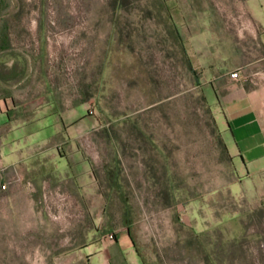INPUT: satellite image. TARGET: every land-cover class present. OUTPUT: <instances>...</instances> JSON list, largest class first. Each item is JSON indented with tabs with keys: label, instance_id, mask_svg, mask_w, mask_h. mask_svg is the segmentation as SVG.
<instances>
[{
	"label": "rangeland",
	"instance_id": "rangeland-1",
	"mask_svg": "<svg viewBox=\"0 0 264 264\" xmlns=\"http://www.w3.org/2000/svg\"><path fill=\"white\" fill-rule=\"evenodd\" d=\"M211 7L0 0V100L28 120L84 109L90 132L60 154L91 159L108 201L85 213L43 198L36 227L34 213H4L0 157V264H95L84 244L114 245L123 227L146 264H264V170L251 173L229 146L189 51L188 21Z\"/></svg>",
	"mask_w": 264,
	"mask_h": 264
},
{
	"label": "crops",
	"instance_id": "crops-1",
	"mask_svg": "<svg viewBox=\"0 0 264 264\" xmlns=\"http://www.w3.org/2000/svg\"><path fill=\"white\" fill-rule=\"evenodd\" d=\"M228 1L225 4H234L233 11H217L222 2L210 0V11L188 21L189 51L196 53L195 65L213 89L211 101L217 115L223 117L229 146L243 157L251 173L260 172L264 170V0ZM235 70H240L239 78L231 76ZM12 109L8 101L0 100L2 177L9 186L4 213H34L37 227L44 199L48 202L51 198L47 205L60 211L91 213L99 209L97 206L105 210L107 193L98 182L91 159L60 154L62 145L73 149L75 138L90 132L91 116L80 107L68 110L62 121L28 120L15 116ZM49 125L51 130L45 131ZM113 234L114 245L100 239L84 244L85 253L95 264L120 260L123 264H143L129 229L123 227ZM109 246H115V251Z\"/></svg>",
	"mask_w": 264,
	"mask_h": 264
},
{
	"label": "built area",
	"instance_id": "built-area-1",
	"mask_svg": "<svg viewBox=\"0 0 264 264\" xmlns=\"http://www.w3.org/2000/svg\"><path fill=\"white\" fill-rule=\"evenodd\" d=\"M231 76H232L233 78H239V77H240V70H235V71H233V72L231 73ZM4 186H6V185L4 184ZM109 236H110L111 238H114V237H115L113 233H111Z\"/></svg>",
	"mask_w": 264,
	"mask_h": 264
},
{
	"label": "trees",
	"instance_id": "trees-1",
	"mask_svg": "<svg viewBox=\"0 0 264 264\" xmlns=\"http://www.w3.org/2000/svg\"><path fill=\"white\" fill-rule=\"evenodd\" d=\"M129 233H130V236H131V239H132V241H133V243H134V245H135V247H136V242H135V238H134V235L132 234V231L129 229ZM138 251V250H137ZM142 261H143V264H146L145 262H144V260L142 259Z\"/></svg>",
	"mask_w": 264,
	"mask_h": 264
}]
</instances>
